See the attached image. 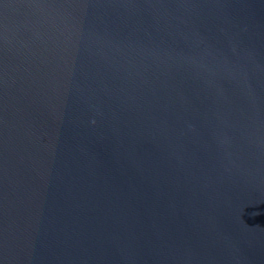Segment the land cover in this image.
<instances>
[{
	"label": "water",
	"instance_id": "obj_1",
	"mask_svg": "<svg viewBox=\"0 0 264 264\" xmlns=\"http://www.w3.org/2000/svg\"><path fill=\"white\" fill-rule=\"evenodd\" d=\"M0 264H264V0H0Z\"/></svg>",
	"mask_w": 264,
	"mask_h": 264
}]
</instances>
